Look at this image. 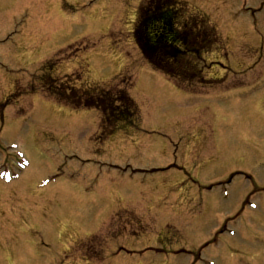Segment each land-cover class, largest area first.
<instances>
[{
  "label": "rangeland",
  "instance_id": "1",
  "mask_svg": "<svg viewBox=\"0 0 264 264\" xmlns=\"http://www.w3.org/2000/svg\"><path fill=\"white\" fill-rule=\"evenodd\" d=\"M181 1L220 38L207 84L142 61V0H0V264H264V0ZM49 71L123 74L138 128L107 139L95 110L46 95Z\"/></svg>",
  "mask_w": 264,
  "mask_h": 264
},
{
  "label": "trees",
  "instance_id": "2",
  "mask_svg": "<svg viewBox=\"0 0 264 264\" xmlns=\"http://www.w3.org/2000/svg\"><path fill=\"white\" fill-rule=\"evenodd\" d=\"M186 10L178 0H142L132 32L134 43L142 59L167 78L183 83L178 77L184 76L196 79L198 85L207 84L199 63L205 50L217 45L220 38L208 17L200 13L186 16ZM190 58L201 61H187ZM45 76L49 85L46 95L74 110H95L103 135L137 128V105L129 95L131 87L122 88L119 78L105 85L75 87L71 81H57L50 72Z\"/></svg>",
  "mask_w": 264,
  "mask_h": 264
},
{
  "label": "snow or ice",
  "instance_id": "3",
  "mask_svg": "<svg viewBox=\"0 0 264 264\" xmlns=\"http://www.w3.org/2000/svg\"><path fill=\"white\" fill-rule=\"evenodd\" d=\"M13 147H15V145H13ZM5 175H6V174H5ZM252 207H253V208H255V207H256V205H252Z\"/></svg>",
  "mask_w": 264,
  "mask_h": 264
},
{
  "label": "flooded vegetation",
  "instance_id": "4",
  "mask_svg": "<svg viewBox=\"0 0 264 264\" xmlns=\"http://www.w3.org/2000/svg\"><path fill=\"white\" fill-rule=\"evenodd\" d=\"M244 208H245V206L243 205L242 209H244Z\"/></svg>",
  "mask_w": 264,
  "mask_h": 264
}]
</instances>
